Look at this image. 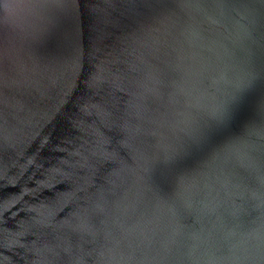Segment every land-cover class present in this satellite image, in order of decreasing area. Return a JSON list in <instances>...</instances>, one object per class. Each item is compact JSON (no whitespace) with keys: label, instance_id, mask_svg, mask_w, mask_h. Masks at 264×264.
Listing matches in <instances>:
<instances>
[{"label":"water","instance_id":"1","mask_svg":"<svg viewBox=\"0 0 264 264\" xmlns=\"http://www.w3.org/2000/svg\"><path fill=\"white\" fill-rule=\"evenodd\" d=\"M0 264H264V0H0Z\"/></svg>","mask_w":264,"mask_h":264}]
</instances>
